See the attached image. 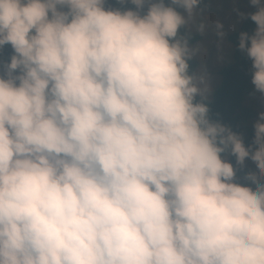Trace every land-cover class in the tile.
I'll use <instances>...</instances> for the list:
<instances>
[{"label": "clouds", "instance_id": "9594fccd", "mask_svg": "<svg viewBox=\"0 0 264 264\" xmlns=\"http://www.w3.org/2000/svg\"><path fill=\"white\" fill-rule=\"evenodd\" d=\"M117 3L0 0V264H264V112L247 148L210 118L180 31L201 0ZM250 6L238 48L264 99Z\"/></svg>", "mask_w": 264, "mask_h": 264}, {"label": "trees", "instance_id": "16d2710c", "mask_svg": "<svg viewBox=\"0 0 264 264\" xmlns=\"http://www.w3.org/2000/svg\"><path fill=\"white\" fill-rule=\"evenodd\" d=\"M167 3L168 0H165ZM210 0H201V9H207ZM264 2V0H263ZM121 7L117 0H111V8ZM126 7H133L128 4ZM123 10V9H122ZM182 11V10H180ZM253 13V12H251ZM248 17V16H247ZM245 18L239 29L228 36L229 42L233 45L232 62L224 66L218 71L220 76L219 84L213 90L209 97L210 103V118L227 127H230L234 132L241 135L245 147H250L254 142V124L252 123L255 117L254 112L243 104L245 97L255 93L252 80V61L247 54L241 52L238 48L239 35L241 32H247L251 35L255 30V23L249 18ZM182 34L190 37V44L200 40V35L192 33L186 27L180 30ZM13 50L10 45L0 48V65L4 66L9 62ZM190 63V70L196 71L199 65L198 61L193 59ZM199 99V97L197 98ZM228 154L229 162L236 166L235 157L226 151L222 157ZM246 173H255V168L251 164L245 162L243 170L237 167V175L243 176ZM254 191V189H253Z\"/></svg>", "mask_w": 264, "mask_h": 264}, {"label": "rangeland", "instance_id": "374dc122", "mask_svg": "<svg viewBox=\"0 0 264 264\" xmlns=\"http://www.w3.org/2000/svg\"><path fill=\"white\" fill-rule=\"evenodd\" d=\"M107 7H111V0H106ZM146 11L147 8L144 9V12ZM255 11L256 9L250 6V0H210L208 8L195 14L186 26L188 31L199 34L201 37L198 42L191 44V46L199 45L201 48V53L194 57L199 63L196 71H199L201 67L203 68L211 94L220 81L218 71L232 62L233 59L234 47L228 40L229 34L237 31L243 20ZM239 13H243L244 18H241ZM217 22L223 25V31L226 33L223 41L219 40L215 34ZM201 23L207 26L204 35L197 31ZM3 73L4 66L0 65V75ZM243 104L254 112L255 117L252 123L255 125L258 122L259 114L264 112V99L255 92L253 95L245 97ZM222 159L228 161V154H225ZM246 163L251 164L249 161Z\"/></svg>", "mask_w": 264, "mask_h": 264}]
</instances>
